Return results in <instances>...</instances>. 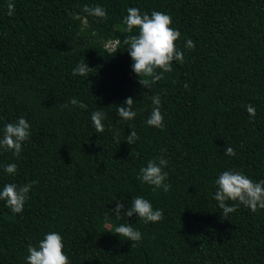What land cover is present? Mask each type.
Here are the masks:
<instances>
[{"label": "trees", "instance_id": "trees-1", "mask_svg": "<svg viewBox=\"0 0 264 264\" xmlns=\"http://www.w3.org/2000/svg\"><path fill=\"white\" fill-rule=\"evenodd\" d=\"M13 3L9 16L7 0H0V137L20 117L31 135L19 158L0 150V191L7 183L34 185L22 213L0 200V264H27L28 244L38 246L49 232L63 237L69 264H264V209L240 204L225 219L214 199L224 171L264 180V0ZM85 5L103 7L107 18L87 15ZM129 7L168 14L181 33L176 45L185 63L174 60L173 71L150 89L123 44L138 33L125 31ZM188 39L194 50L185 47ZM113 40L110 51L105 44ZM81 60L88 76L74 77ZM157 93L162 129L147 124ZM128 97L137 113L131 121L117 114ZM72 98L87 108L72 106ZM97 110L105 114L103 133L91 122ZM133 125L139 139L129 145ZM227 146L235 156L225 154ZM161 155L168 192L140 178V169ZM11 163L14 174L4 171ZM135 196L162 210L163 219L115 216L116 202L126 211ZM121 224L141 232L135 247L111 232Z\"/></svg>", "mask_w": 264, "mask_h": 264}, {"label": "clouds", "instance_id": "clouds-1", "mask_svg": "<svg viewBox=\"0 0 264 264\" xmlns=\"http://www.w3.org/2000/svg\"><path fill=\"white\" fill-rule=\"evenodd\" d=\"M14 11L13 0H7V14L12 16ZM83 12L95 18H107L106 10L99 5L91 7L85 5ZM68 15L74 20L81 19V15L76 12H69ZM123 23L126 25L125 31L128 33H132L134 29L138 30L137 34L126 36L123 44L128 46L127 51L134 61L133 71L141 78L139 82L143 87L150 89L153 84L163 78L164 73H171L174 60L180 64L185 63V54L176 45L181 33L171 26L173 21L170 15L161 11H152L151 15L147 12L141 14L139 8L129 7ZM117 42L118 40L108 41L105 47L111 51L115 48ZM185 47L194 50L195 43L188 39ZM157 69L161 71L158 73ZM89 71L88 64L81 60L73 69L72 75L74 77L76 75L88 76ZM184 87L188 88L189 85L185 83ZM151 101L153 108L147 119V124L162 129L164 127V117L160 107V94L153 95ZM70 103L74 107L87 108L86 104L76 98H72ZM133 103V98L128 97L124 104L118 106L117 114L123 120L131 121L136 117L137 113L133 111ZM64 107H68V104H64ZM246 110L250 117H255L256 109L251 104L246 105ZM104 119L105 114L103 112L99 110L92 112L91 122L96 133L105 131V126L102 123ZM30 127L28 120L24 117H20L15 123L6 124L3 129V136L0 137V150L11 151L14 156L19 158L23 142L28 140L31 135ZM131 129V133L126 136L125 140L129 145H135L139 136L134 125L131 126ZM114 137L116 142L120 143V132L118 130L114 133ZM225 154L235 156L236 152L232 147L227 146ZM167 165L168 160L162 155L155 160H150L146 167L140 169L142 182L153 185V190L162 189L164 192H168L171 185L165 183L168 174L163 171ZM4 171L8 174H14L17 171V165L15 163L7 164L4 166ZM215 184L217 191L214 199L218 202L219 208L222 209L223 218L228 219L229 214L234 213L240 204L249 208L252 212L264 209V180L255 182L242 172L228 170L219 175ZM33 185L34 182H28L22 186L7 183L0 191V200L5 201L6 206L13 213H22ZM228 200L238 201V203L229 206L226 203ZM116 205L115 216L117 217H124V215L132 217L133 214H136L144 223H156L163 219L162 210H154L150 201L140 196H135L132 199L131 206L126 211L123 203L117 201ZM111 232L132 241L131 248L135 247L136 242L142 239L141 232L130 225L121 224ZM27 251L29 253L26 257L27 264H69V257L64 252L63 237L57 232L45 234L44 238L39 241L38 246L29 243Z\"/></svg>", "mask_w": 264, "mask_h": 264}, {"label": "built area", "instance_id": "built-area-1", "mask_svg": "<svg viewBox=\"0 0 264 264\" xmlns=\"http://www.w3.org/2000/svg\"><path fill=\"white\" fill-rule=\"evenodd\" d=\"M112 47H114V46L112 45Z\"/></svg>", "mask_w": 264, "mask_h": 264}]
</instances>
